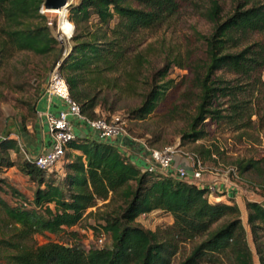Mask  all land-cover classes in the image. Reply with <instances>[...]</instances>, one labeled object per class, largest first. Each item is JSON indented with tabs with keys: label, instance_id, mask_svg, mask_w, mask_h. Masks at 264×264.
<instances>
[{
	"label": "trees",
	"instance_id": "1",
	"mask_svg": "<svg viewBox=\"0 0 264 264\" xmlns=\"http://www.w3.org/2000/svg\"><path fill=\"white\" fill-rule=\"evenodd\" d=\"M190 2L78 0L71 5L68 30L74 47L60 63L59 72L84 115L94 119L102 89H116L122 84L124 93L136 92L142 70L150 58L157 56L159 47L148 43L139 50V43L131 55L128 46L144 33L173 26L178 13ZM43 4L44 0H0V69L16 53L43 57L57 51L58 41L40 13ZM221 13L219 3L211 0L202 14L213 25L210 36L200 37L205 61L195 62L188 51L170 52L160 73V81L164 82L171 66L186 70L199 90L193 129L183 138L188 142L206 136L204 130L195 131L197 124L224 119L219 101L233 95L215 77L218 72L248 76L264 68L263 47L229 50L237 48L236 38L264 32V4H240L225 20H221ZM91 17L96 21L93 31ZM172 83L152 85L142 105L131 113L132 119L143 120L152 114L165 101ZM236 104L234 117L240 114ZM9 150L18 151L16 141L0 139V166H16L37 188L31 201L14 191L20 200L16 206L0 200V211L13 228L10 237L0 241L6 264H172L177 256L183 259L178 264H254L236 204H212L211 193L205 188L169 175L142 172L114 145L93 135L68 145V151L75 155L67 153L63 178L58 182L24 159L15 165L8 157ZM199 154L207 159L212 156L209 150ZM255 165L250 161L239 165L238 171L255 169ZM99 203L110 210L102 215L103 224L94 229L108 234L110 245L85 249L72 229L88 228V220L97 214L90 210L98 209ZM245 208L247 224L264 264V202L246 201ZM154 211L170 215L172 224L150 231L135 222L138 216ZM46 234L64 235L65 241L38 244L35 237Z\"/></svg>",
	"mask_w": 264,
	"mask_h": 264
},
{
	"label": "rangeland",
	"instance_id": "2",
	"mask_svg": "<svg viewBox=\"0 0 264 264\" xmlns=\"http://www.w3.org/2000/svg\"><path fill=\"white\" fill-rule=\"evenodd\" d=\"M210 1L191 0L178 13L173 26L163 28L155 33H144L137 38V41L128 46V52L133 54L137 44L142 43L139 49L141 50L148 43H154L159 47L158 51L165 54L159 55L160 52L157 51V56L150 58L149 64L142 70L140 84L134 94L124 93L120 89L122 84L118 85L119 88L116 89L99 91L100 104L95 108L94 118H103L108 121L118 120L123 123L127 134L141 139L153 149L162 150L167 147H177L191 158L197 157L202 163L201 166L205 174L224 175L230 181L239 184L244 197L256 200L257 196L259 201H264V68L262 71L256 69L248 76H235L225 72L216 74L215 77L223 82V85L228 88L229 95H233V97L219 101L222 104L220 110L224 119L218 122L206 121L202 125L197 124L194 128L195 131L204 130L206 136L196 142L183 140L184 136L191 133L193 129L196 107L200 102V93L192 82V75L186 70L171 66L164 82L160 81V73L166 67V55L170 52L188 51L195 62L205 61L203 41L200 37H208L213 32V25L202 16L206 8L209 7ZM212 1H217L222 8L221 20L229 17L240 4L243 5L246 2L264 4V0ZM77 2L78 0H69L68 2V22L66 21L64 28L66 33H68L70 22V7L76 5ZM42 15L45 17L52 36L58 41L57 51L43 57L27 52L16 53L0 69V137H7L8 140L22 141L19 137L23 133L33 135L32 129L37 120L34 111L37 102L42 97L48 74L58 63L68 57L74 47L73 35L70 39L60 36L58 15L45 9ZM95 22L94 17L89 19L91 31L95 29ZM236 39L237 48L229 49L230 52H237L247 47L260 46L264 48V32ZM160 46L163 49L160 50ZM166 81H173L172 85L174 86L167 91L165 101L145 119H132L131 113L142 105L144 96L149 92L151 86H159ZM235 103L238 105L237 110L240 111L237 117L233 116ZM22 149H24L23 146ZM17 150V152L7 151L9 159L15 165L24 159V154L18 145ZM202 150L212 152L210 159L200 156L199 153ZM67 153L72 152L67 151L61 163L53 169L52 173H48L56 182L63 178L68 158ZM250 161L256 163L255 169L239 173V165H246ZM36 188V185L19 172L16 166L11 168L0 166V200L11 206H16L20 200L13 195L14 191L31 201ZM251 195L254 197H250ZM102 204H98V209L90 210L96 211L97 214L88 220V228L75 227L72 229V231H77L79 236L77 241L85 249L100 248L98 239L101 237L104 240L102 247L110 245V236L94 229V226L98 227L103 224L100 219L110 210L103 207ZM241 221L245 228L246 241L253 253L254 264H262L245 213L241 215ZM135 222L144 229L156 231L172 224V217L166 213L154 211L138 216ZM12 233L13 228L7 224L3 212L0 211V241L8 239ZM35 238L38 244L65 241L64 235L46 234ZM188 253H190L189 247L186 248V254ZM5 257L6 253L0 248V264H6ZM182 260L180 256H177L172 260V264H178Z\"/></svg>",
	"mask_w": 264,
	"mask_h": 264
},
{
	"label": "built area",
	"instance_id": "3",
	"mask_svg": "<svg viewBox=\"0 0 264 264\" xmlns=\"http://www.w3.org/2000/svg\"><path fill=\"white\" fill-rule=\"evenodd\" d=\"M40 13H44V7L41 8ZM59 66L60 63L48 74L42 92V98L49 99L55 97L63 101L66 106L64 110L59 111L56 115L51 113L45 114L48 133L53 141L52 146L47 152L36 156L29 154L25 149L21 148L25 161L33 163L36 168L47 173H52L53 169L61 163L68 151V145L78 138L75 134V127L71 119L86 126L92 132V135L102 142L111 143V141L127 135L122 125L123 123L118 120L114 119L108 121L103 118L91 119L81 112L79 104L70 96L68 85L59 72ZM0 139L6 140L7 137H0ZM149 151L151 153L150 160L148 161V165L144 169H141L142 172L162 173L165 175H168L174 156L178 153H183L177 147H167L162 150L154 149ZM195 166L196 170L191 174H188L183 169H177L175 175L188 184L207 189L211 195L219 191L216 184H206L204 182L203 172L201 171L202 166L199 160L195 161ZM232 184H234L235 188L243 195V191L239 184L234 182H232ZM103 241L102 237L98 239L101 247Z\"/></svg>",
	"mask_w": 264,
	"mask_h": 264
},
{
	"label": "crops",
	"instance_id": "4",
	"mask_svg": "<svg viewBox=\"0 0 264 264\" xmlns=\"http://www.w3.org/2000/svg\"><path fill=\"white\" fill-rule=\"evenodd\" d=\"M65 107V103L58 98L52 97L47 99L41 97L35 107L37 120L32 129L33 135H27L24 133L21 134L19 138L22 141L15 139V141H17V145L20 148L23 146V148L33 156L47 152L52 146V139L48 133L45 114L51 113L56 115L59 111L64 110ZM71 122L74 124L75 134L78 138H84L87 134L92 135V132L86 126L79 124L73 119H71ZM110 144L114 145L123 156H125L131 163L137 165L140 169H144L148 165L151 154L149 150H154L153 148L147 146L141 139H136L129 134L111 141ZM183 153H178L174 156L171 162L170 170L168 171V175L170 177L179 179L175 175V171L177 169H183L188 174H191L196 170L195 159L188 156V154ZM201 171L203 172L202 175L204 182L206 184H216L219 190L209 196V201L211 203L236 204L241 212V215L245 213L247 216L245 208L246 201L255 203L264 202L262 200L259 201L257 196L255 197L256 200L244 197L241 192L235 188L234 184H232V182L224 175H220L219 173L205 174L203 169ZM159 174L165 175L162 173ZM250 197H254V195H251Z\"/></svg>",
	"mask_w": 264,
	"mask_h": 264
},
{
	"label": "bare ground",
	"instance_id": "5",
	"mask_svg": "<svg viewBox=\"0 0 264 264\" xmlns=\"http://www.w3.org/2000/svg\"><path fill=\"white\" fill-rule=\"evenodd\" d=\"M51 12L58 15V29H59L60 36H62L63 38H66V39H70L71 35H70L69 30H68V33H66V30L64 29L65 25H66V21L68 22L67 6L59 8L57 10H50V13ZM68 28H69V26H68Z\"/></svg>",
	"mask_w": 264,
	"mask_h": 264
},
{
	"label": "water",
	"instance_id": "6",
	"mask_svg": "<svg viewBox=\"0 0 264 264\" xmlns=\"http://www.w3.org/2000/svg\"><path fill=\"white\" fill-rule=\"evenodd\" d=\"M69 0H44L43 7L45 10H57L59 8L68 7Z\"/></svg>",
	"mask_w": 264,
	"mask_h": 264
}]
</instances>
